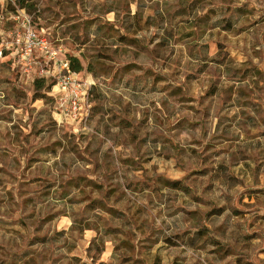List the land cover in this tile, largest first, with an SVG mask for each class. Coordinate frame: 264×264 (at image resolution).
<instances>
[{
	"label": "rangeland",
	"instance_id": "1",
	"mask_svg": "<svg viewBox=\"0 0 264 264\" xmlns=\"http://www.w3.org/2000/svg\"><path fill=\"white\" fill-rule=\"evenodd\" d=\"M0 49V264H264V0H0Z\"/></svg>",
	"mask_w": 264,
	"mask_h": 264
},
{
	"label": "built area",
	"instance_id": "2",
	"mask_svg": "<svg viewBox=\"0 0 264 264\" xmlns=\"http://www.w3.org/2000/svg\"><path fill=\"white\" fill-rule=\"evenodd\" d=\"M13 18L19 21L17 27L10 31V40L6 42L5 50L17 57L23 72L31 73L35 70L37 60L43 59L46 65L53 63V69L40 65L37 73L41 77L55 76L56 87L53 96L62 101L60 110L64 113L80 112L86 101L90 84L79 78L78 72L70 67L67 58H59L56 50L51 48L48 40L37 33L27 15L17 14ZM3 58V50L0 49V60ZM58 65L57 72H54Z\"/></svg>",
	"mask_w": 264,
	"mask_h": 264
},
{
	"label": "trees",
	"instance_id": "3",
	"mask_svg": "<svg viewBox=\"0 0 264 264\" xmlns=\"http://www.w3.org/2000/svg\"><path fill=\"white\" fill-rule=\"evenodd\" d=\"M70 67L75 71L78 72L80 71V69L82 68L80 61L78 59H76L75 57H71V63H70ZM44 82L45 79L42 77H39L37 79H35V86L38 88H42V86H44ZM49 86L46 87V90H48Z\"/></svg>",
	"mask_w": 264,
	"mask_h": 264
},
{
	"label": "crops",
	"instance_id": "4",
	"mask_svg": "<svg viewBox=\"0 0 264 264\" xmlns=\"http://www.w3.org/2000/svg\"><path fill=\"white\" fill-rule=\"evenodd\" d=\"M35 70H37V68H35ZM35 70H34V71H35Z\"/></svg>",
	"mask_w": 264,
	"mask_h": 264
}]
</instances>
